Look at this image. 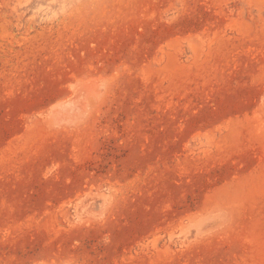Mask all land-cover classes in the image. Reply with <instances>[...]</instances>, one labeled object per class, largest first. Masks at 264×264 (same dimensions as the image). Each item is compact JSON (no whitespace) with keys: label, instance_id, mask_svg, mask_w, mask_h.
Returning a JSON list of instances; mask_svg holds the SVG:
<instances>
[{"label":"rangeland","instance_id":"1","mask_svg":"<svg viewBox=\"0 0 264 264\" xmlns=\"http://www.w3.org/2000/svg\"><path fill=\"white\" fill-rule=\"evenodd\" d=\"M0 264H264V0H0Z\"/></svg>","mask_w":264,"mask_h":264}]
</instances>
